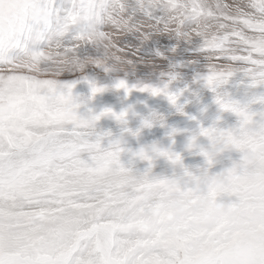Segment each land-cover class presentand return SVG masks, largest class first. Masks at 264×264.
Returning <instances> with one entry per match:
<instances>
[{
    "label": "snow or ice",
    "instance_id": "obj_1",
    "mask_svg": "<svg viewBox=\"0 0 264 264\" xmlns=\"http://www.w3.org/2000/svg\"><path fill=\"white\" fill-rule=\"evenodd\" d=\"M137 3L149 17L160 7L164 15L138 21L128 0H0V264H264V235L251 229L258 222L243 199L231 204L236 218L210 219L211 207L163 211L173 189L127 182L121 150L89 140L104 113L80 116L74 82L64 79L123 54L124 32L169 25L203 38L214 91L232 75L228 61L248 62L253 83L264 84V0ZM89 44H103L106 57L82 56ZM116 87L131 91L125 80ZM102 90L93 83V93ZM217 102L250 118L236 101L218 94ZM223 194L212 189L208 199L216 206Z\"/></svg>",
    "mask_w": 264,
    "mask_h": 264
},
{
    "label": "rangeland",
    "instance_id": "obj_2",
    "mask_svg": "<svg viewBox=\"0 0 264 264\" xmlns=\"http://www.w3.org/2000/svg\"><path fill=\"white\" fill-rule=\"evenodd\" d=\"M135 1L128 0V9L130 13H139L134 14L139 17L138 21L142 17L150 21L164 15L160 7L149 17ZM119 37L126 46H123L125 52L129 54H123L125 61L107 57L104 64L88 63L83 70L69 73L64 79L74 82L72 93L74 98H79L76 100V111L80 116L88 118L104 113L94 122L89 140L94 142L99 139L101 149H120L121 163L133 174L141 175L149 168L152 169L150 175L170 176L174 170L181 171L165 156L148 160L139 155L142 147L154 144L181 154L183 164L189 169L206 167L207 160L201 149L210 145V138L200 135L199 146L195 148L189 147L190 138L201 128L238 130L242 124V117L238 113L223 109L217 102L218 93L241 106H247L248 111L254 113L256 126L264 123V84L253 83L248 62L228 61L232 75L214 91L206 79L210 59L202 49L201 36L178 34L172 30H152L143 37L135 31ZM96 45L94 52L86 45L85 55L104 59L107 51L101 44ZM120 80H125L131 91L116 87ZM93 83L102 87L103 91L93 93ZM145 85L162 91L153 93L150 88L144 89ZM172 95L176 96L175 102L171 99ZM106 109L111 111L105 112ZM121 111L127 112L123 121L114 115ZM153 113L163 115V122L146 126L145 118ZM241 155L239 151L224 152L217 157L211 170L220 172ZM81 156L90 159L91 153L85 151ZM229 199L236 197L227 194L218 197L223 201Z\"/></svg>",
    "mask_w": 264,
    "mask_h": 264
},
{
    "label": "clouds",
    "instance_id": "obj_3",
    "mask_svg": "<svg viewBox=\"0 0 264 264\" xmlns=\"http://www.w3.org/2000/svg\"><path fill=\"white\" fill-rule=\"evenodd\" d=\"M127 27L128 21L117 25L118 29ZM169 28V25H165V28L160 30L169 31ZM110 57H115L117 61L126 60V57L120 52H110ZM245 107L247 108V106ZM249 114L250 118L247 122H242L238 130H223L215 127L201 128L199 133L190 138L189 147L192 148L199 146L200 135L210 138V145L201 149L207 160L206 167L197 170L189 169L183 164L181 154L154 144L142 147L139 155L148 160L156 156H165L172 161L173 165L179 166L181 171L174 170L173 174L169 176L150 175L151 168L141 175L133 174L130 170L126 177L127 182L137 186L151 185L153 187L163 183L173 189L168 198L162 202L163 211L180 214L187 211L201 213L211 207L212 211L207 213L210 219L217 215L236 218L239 212L231 207L233 200L217 199L216 206H213L208 199V194L212 189L224 190L226 194L231 193V195L227 194L229 197L235 196L237 199H243L245 207L251 211L253 218L258 222L250 226L251 229L256 236L264 235V229H261L259 225V222L264 221V123L256 126L254 113L249 112ZM114 115L118 120L123 121L127 112L121 111ZM163 120V115L153 113L145 118L144 124L151 126L154 123L163 122ZM231 151H239L242 155L220 172H213L211 169L217 157L224 152ZM145 195L151 197L152 193L148 191Z\"/></svg>",
    "mask_w": 264,
    "mask_h": 264
},
{
    "label": "bare ground",
    "instance_id": "obj_4",
    "mask_svg": "<svg viewBox=\"0 0 264 264\" xmlns=\"http://www.w3.org/2000/svg\"><path fill=\"white\" fill-rule=\"evenodd\" d=\"M136 1H137V0H136ZM136 1H135V2H136ZM130 6L132 7V5H130ZM138 11H139V10H138ZM139 12H140V11H139ZM135 13H136V12H135ZM135 13L133 12L132 14H135ZM136 14H139V13H136ZM159 15H160V14H159ZM134 16H135V19L138 20L139 17L136 16V15H134ZM139 21H144V22H146V23L149 22V21L147 20V18H145V17L140 18ZM132 31H135V32L137 33V35L140 36V37H143V35H144V33H143L142 31H138V30H135V29L132 30ZM132 31H127V32H124V33L126 34V33H129V32H132ZM150 31H152V30H150ZM124 33H123V34H124ZM118 40H119V42H120V44H121L122 46H125V45L122 44V39H121L120 37H118ZM101 45H102V47L104 48V50L107 51V49H105V47L103 46V44H101ZM118 45H119V44H118ZM96 46H97L96 44H89V45H88L89 50L92 51V52H94V51L96 50ZM119 46H120V45H119ZM125 47H126V46H125ZM127 49H128V48H127ZM125 51H126V49H125L124 52H123L124 55H125V53L127 54V52H125ZM127 51H128V50H127ZM84 52H85V46H84V47L82 48V50H81V55L84 56V57H87V56L85 55ZM128 52L131 53L130 49H129ZM127 55H129V54H127ZM130 56H131V55H130ZM127 58H128V57H127ZM112 59H115V58H112ZM128 59H129V58H128ZM132 60H133V59H132ZM91 64H93V63H89V65H91ZM200 71H201V70H200ZM197 75L199 76V75H201V74H197ZM77 99H79V98H75V100H77ZM133 131H134V130H133ZM135 132H136V131H135ZM84 157L89 158V156H85V155H84ZM82 158H83V157H82ZM177 170H179V169H177ZM168 171H169V170H168ZM232 199H233V198H232Z\"/></svg>",
    "mask_w": 264,
    "mask_h": 264
}]
</instances>
